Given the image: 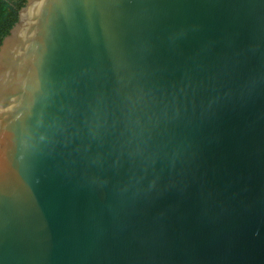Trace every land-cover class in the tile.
<instances>
[{
  "label": "water",
  "instance_id": "1",
  "mask_svg": "<svg viewBox=\"0 0 264 264\" xmlns=\"http://www.w3.org/2000/svg\"><path fill=\"white\" fill-rule=\"evenodd\" d=\"M0 264H264V0H26Z\"/></svg>",
  "mask_w": 264,
  "mask_h": 264
},
{
  "label": "trees",
  "instance_id": "2",
  "mask_svg": "<svg viewBox=\"0 0 264 264\" xmlns=\"http://www.w3.org/2000/svg\"><path fill=\"white\" fill-rule=\"evenodd\" d=\"M26 0H0V45L18 19L19 10Z\"/></svg>",
  "mask_w": 264,
  "mask_h": 264
}]
</instances>
